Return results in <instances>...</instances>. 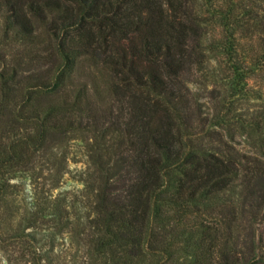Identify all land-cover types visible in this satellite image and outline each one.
Returning a JSON list of instances; mask_svg holds the SVG:
<instances>
[{
	"label": "rangeland",
	"instance_id": "374dc122",
	"mask_svg": "<svg viewBox=\"0 0 264 264\" xmlns=\"http://www.w3.org/2000/svg\"><path fill=\"white\" fill-rule=\"evenodd\" d=\"M188 9L200 39L198 60L181 76L188 100L187 108H178L184 140L192 153L234 164L230 189L214 203L174 209L165 224L178 228L165 241L151 223L155 236L146 248H165L166 260L130 259L122 233L114 237V223L100 207L102 199L124 196L136 175L123 145L126 112L112 96L110 71L89 55L72 54L61 90L29 102L38 111L54 109L60 132L48 133L25 166L0 168V264H181L188 242L201 235L198 227L188 233L181 217L204 220L221 205L222 230L231 228L227 247L237 254L252 251L254 261L264 263V177L252 174L257 161L264 163V1L188 0ZM62 66L56 41L44 28L27 43L0 37V73L15 74L21 90ZM4 128L0 120V162L12 140ZM31 130L25 122L16 132L27 136ZM180 176L179 168L166 166L164 196L173 194Z\"/></svg>",
	"mask_w": 264,
	"mask_h": 264
},
{
	"label": "trees",
	"instance_id": "16d2710c",
	"mask_svg": "<svg viewBox=\"0 0 264 264\" xmlns=\"http://www.w3.org/2000/svg\"><path fill=\"white\" fill-rule=\"evenodd\" d=\"M40 28L55 39L63 66L49 79L35 77L24 90L15 74L0 73V120L5 123L3 130L12 134L3 147L0 168L25 166L48 133L60 132V120L51 117L54 109L38 111L29 108V102L33 95L61 90L71 67L70 55L91 56L115 79L112 96L126 112L123 145L136 174L124 196L113 197L111 203L101 200V213L112 219L115 238L122 233L130 259L152 255L161 261L165 255L166 260L165 248L158 253L146 248L155 236L151 223L164 232L165 241L178 228L165 224L174 209L180 213L203 202L214 203L230 189L236 174L231 161L192 153L184 140L178 108H187L188 100L181 76L198 60L195 49L200 39L188 0H0L1 38L27 43ZM25 122L31 125V134L18 136V127ZM256 163L252 174L261 179L264 163ZM166 166L181 173L169 197L164 196ZM224 212L221 205L204 220L181 217L188 233L194 227L201 230L196 242H188L189 254L181 264L206 260L207 264H264L254 261L252 251L237 254L227 247L231 228L222 230Z\"/></svg>",
	"mask_w": 264,
	"mask_h": 264
}]
</instances>
